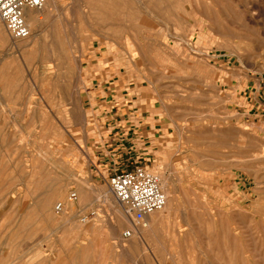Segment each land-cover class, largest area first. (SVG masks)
<instances>
[{
	"label": "rangeland",
	"instance_id": "obj_1",
	"mask_svg": "<svg viewBox=\"0 0 264 264\" xmlns=\"http://www.w3.org/2000/svg\"><path fill=\"white\" fill-rule=\"evenodd\" d=\"M33 15L24 41L0 21V264H264V0H49ZM103 87L124 93L173 199L139 235L93 166Z\"/></svg>",
	"mask_w": 264,
	"mask_h": 264
},
{
	"label": "built area",
	"instance_id": "obj_2",
	"mask_svg": "<svg viewBox=\"0 0 264 264\" xmlns=\"http://www.w3.org/2000/svg\"><path fill=\"white\" fill-rule=\"evenodd\" d=\"M49 0H0V21L15 42L28 40L32 36L28 25V12L44 10ZM109 190L115 200L126 210L135 222L145 226L148 218L161 212L167 205V196L162 189V179L145 166H134L132 169L117 168L109 177ZM78 194L71 192L69 202H76ZM61 213L63 203L56 206ZM95 213L81 216V223L86 224ZM131 230L123 236L132 237Z\"/></svg>",
	"mask_w": 264,
	"mask_h": 264
},
{
	"label": "crops",
	"instance_id": "obj_3",
	"mask_svg": "<svg viewBox=\"0 0 264 264\" xmlns=\"http://www.w3.org/2000/svg\"><path fill=\"white\" fill-rule=\"evenodd\" d=\"M103 92H99L96 96L98 112V124L100 129L96 133L93 141L88 142L94 148L96 162L93 163L95 171L100 174L109 171L108 176H111L117 168L129 169L128 164L134 166H147V161L150 160L151 154L148 151V145L151 137L146 135L142 145H137L132 118V108L126 103L124 93L121 95L116 91L103 87ZM147 120L149 118L146 117ZM154 121V120H153ZM147 123V122H146ZM152 123V120L150 121ZM145 130L152 132L151 124H141ZM155 130H157L155 128ZM143 136V134H141ZM134 144V148L129 147ZM146 152V153H145ZM132 167V168H133ZM131 168V169H132ZM100 169V170H99ZM111 173V174H110ZM110 174V175H109ZM102 175V173L100 174Z\"/></svg>",
	"mask_w": 264,
	"mask_h": 264
},
{
	"label": "bare ground",
	"instance_id": "obj_4",
	"mask_svg": "<svg viewBox=\"0 0 264 264\" xmlns=\"http://www.w3.org/2000/svg\"><path fill=\"white\" fill-rule=\"evenodd\" d=\"M54 2H55V0H53ZM139 1V0H138ZM53 4V3H52ZM55 4V3H54ZM36 16L35 15H33V12H28V18H27V20H28V25H29V27L31 28V25L32 24H34L35 23V21L36 22H38V21H40L41 19H37V20H35V21H31L33 18H35ZM31 31H32V29H31ZM0 32H2L3 34H5V31H4V28H3V26H1L0 25ZM32 37V36H31ZM162 189H163V191L165 192V194H166V196H167V199H168V201H167V205H166V207L161 211V212H159V213H155V214H153V215H151V216H153L152 217V219L153 220H155L156 218H158V217H160V216H162V212H165V213H169L170 211H171V206H172V201H173V199H172V195H171V193L169 192V190H168V187H167V183L165 182V181H162ZM51 192V191H50ZM80 194H81V196H84V194H83V192H82V190L80 191ZM119 204V203H118ZM65 205H66V207H68L69 205H71L70 204V202L69 203H65ZM120 205V204H119ZM121 206V205H120ZM71 207H72V205H71ZM125 210V209H124ZM125 212H126V210H125ZM127 215H129L127 212L126 213H121L120 212V216L122 217V219L124 220V221H126V223H128L129 224V228H131L132 230H133V232H134V234L135 235H139V234H141V233H144L145 232V226L144 227H137V225H135V221H133L129 216H127ZM148 227V224H147V226H146V228Z\"/></svg>",
	"mask_w": 264,
	"mask_h": 264
}]
</instances>
